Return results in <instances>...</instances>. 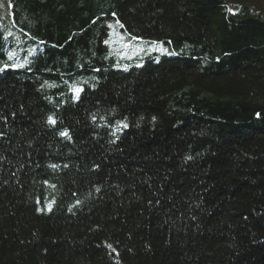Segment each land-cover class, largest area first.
<instances>
[{"label":"trees","instance_id":"obj_1","mask_svg":"<svg viewBox=\"0 0 264 264\" xmlns=\"http://www.w3.org/2000/svg\"><path fill=\"white\" fill-rule=\"evenodd\" d=\"M0 68V264H264V0H0Z\"/></svg>","mask_w":264,"mask_h":264},{"label":"snow or ice","instance_id":"obj_2","mask_svg":"<svg viewBox=\"0 0 264 264\" xmlns=\"http://www.w3.org/2000/svg\"><path fill=\"white\" fill-rule=\"evenodd\" d=\"M6 67H7V65H5V68ZM0 71H4V68H0ZM72 87H73V90L76 91L77 93L80 91V89L76 88L75 85H73ZM48 120H49V123H52V124L55 123V121L53 120V118L51 116L48 118ZM123 126L127 127V125H123ZM63 135H67V133H63ZM108 247L111 248V245H108Z\"/></svg>","mask_w":264,"mask_h":264},{"label":"rangeland","instance_id":"obj_3","mask_svg":"<svg viewBox=\"0 0 264 264\" xmlns=\"http://www.w3.org/2000/svg\"><path fill=\"white\" fill-rule=\"evenodd\" d=\"M125 45V42L123 43ZM117 47V46H116ZM126 47V46H125ZM160 45L159 43H154V42H150L149 45H148V49L151 51V50H157L159 49ZM136 48H133V51H135ZM132 51V50H130Z\"/></svg>","mask_w":264,"mask_h":264}]
</instances>
